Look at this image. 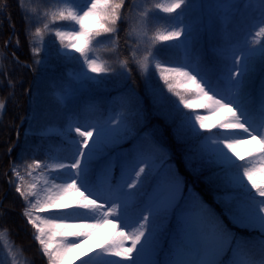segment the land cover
Here are the masks:
<instances>
[{
  "label": "snow or ice",
  "instance_id": "obj_1",
  "mask_svg": "<svg viewBox=\"0 0 264 264\" xmlns=\"http://www.w3.org/2000/svg\"><path fill=\"white\" fill-rule=\"evenodd\" d=\"M46 2L52 7L43 14V26L35 28L34 35L39 37L40 46H34L33 53L38 55L41 52V47L45 46L44 34L48 32L54 34L55 39L60 41L59 55L82 60L87 72L100 74L111 71L112 69L104 63L97 62L99 57L95 55L96 45L101 43L97 38L105 36L106 40H112L107 34L118 31L116 24L123 18L121 9L124 8L125 0H46ZM255 3L258 7H254L251 0L246 4L225 5L237 10L244 7L251 11L246 35L253 37L251 41L247 39L244 41L243 59L235 58L232 67L228 69L229 83L235 89L228 95L213 87L205 78L206 74L193 75L192 71L188 70L189 64L169 66L170 61L157 58L158 42L176 40L185 32L191 34L187 28L176 30L168 23V18L181 17L192 7V0H145L143 7L136 3L129 4L128 13L132 14L133 23L131 32L136 34L138 44H145L146 53L137 58L133 50V59L143 72H149L154 66L167 91L177 98L172 100L165 96L162 89L157 93L167 102L171 113H174V123L179 121L178 136L189 145L186 166L193 174H197L198 169L207 167L219 169L216 180L224 183L226 188L234 193L229 201V219L236 226L251 227L261 233L258 242L239 239L211 209L193 196L191 202L198 204L202 215L197 220L187 215L182 219L176 250L165 264H264V91L259 102H254L246 95L242 79L257 58L264 63V0H256ZM159 13L167 16H160ZM173 13L176 14L175 17L172 16ZM62 21L67 22V27L60 25L59 22ZM150 25L159 26L150 28ZM170 28L172 30H169ZM64 49L68 51H63ZM73 51L79 53V57L73 55ZM120 65L127 68V60L121 61ZM87 72H82L85 80L96 79L88 76ZM233 72L236 75L235 79L232 78ZM198 75L200 79H197ZM217 96L220 98L217 99ZM181 105L188 111L181 109ZM5 108V103L0 101V119ZM198 109H203L208 115H202ZM254 113L258 118H254ZM213 117L217 119L210 122ZM122 123L123 119L116 128L87 123L75 126L76 134L82 139L71 140L76 152L73 154V162L69 165L62 163L49 165L39 160L29 163L27 165L29 175L31 170L41 168L49 169V172L53 169H68L64 182L53 183L51 189H45L48 195L43 198L35 190L36 184L24 187L23 176H20L15 167L13 168V173L21 182L15 184V191L24 197L28 205L24 215L35 229L34 239L39 242L43 255L48 258V264H64L69 252L79 246L77 240L82 243L98 227L112 223L110 217L120 222L121 230L117 231L112 240L96 254L103 260V264H154L142 261L141 256L150 246L158 245L157 220L164 218L169 209L174 210L180 206L177 196L181 193L183 181L178 174L170 176L172 195L164 207L149 209L151 220L148 215L138 216L136 220L130 219L128 197L134 193L123 191L125 186L135 189L137 183H143L141 179V174L145 172L143 167L135 171V179H132L129 173L128 179L115 190L109 188L104 191L91 186L88 180V161L101 149L108 134H119ZM72 127L69 124L67 134L70 135ZM81 127L84 128L83 131ZM245 134L256 141V145L248 153L250 159L247 160L238 151V146L246 142L242 139ZM156 151L161 159L167 153L163 144H157ZM258 173L262 177L259 181L256 179ZM59 178L53 177L54 180ZM77 181L80 182L79 185ZM80 188H83L84 192H80L79 198L73 202H66L67 194L79 192ZM30 197L34 199H29ZM100 200H104V203H98ZM180 200H183L182 195ZM106 204L109 205L107 208ZM49 208L60 211L51 212L48 216L40 215ZM68 220H93L95 223H65ZM123 229L131 231L125 232ZM4 235V232H0V239H3ZM70 236L75 239L70 241L68 239ZM126 241H131L130 247H125ZM2 247L0 246V250ZM257 248L259 255L256 254ZM13 251V247L8 248L11 262L16 264L17 256ZM0 264H6V261L0 259ZM81 264H92V261L83 260Z\"/></svg>",
  "mask_w": 264,
  "mask_h": 264
},
{
  "label": "trees",
  "instance_id": "obj_2",
  "mask_svg": "<svg viewBox=\"0 0 264 264\" xmlns=\"http://www.w3.org/2000/svg\"><path fill=\"white\" fill-rule=\"evenodd\" d=\"M31 3L34 14L33 18L29 19L22 9L20 0H0V101L6 105L0 119V201L3 199L0 205V228L9 232L22 258L29 260L32 264H47L39 244L33 238L32 227L24 215L28 205L24 197L15 191V184L21 182L11 169L15 167L20 176H23L24 187L36 184L35 190L42 198V189L45 182L52 179L51 173L48 169L41 168L31 170L29 175L30 170L27 165L33 160L50 164L55 153L62 146L71 145V140L79 137L74 127L70 135L67 134L69 124L73 126V119L76 117H80L83 121L87 117H96L99 124L106 128H116L123 119L119 134H108L101 149L90 159L89 170L94 181L103 177L108 172L109 164L114 163L116 167L112 189L115 190L124 182L123 175L128 171V164H133L141 155L145 158L143 165L145 172L141 174L143 183H137V187L130 191L134 193L131 217L137 218L147 214L146 196L151 195L155 185L159 184L162 169L169 166L174 171L173 174H178L183 181L181 185L183 200L179 199L180 203L192 190L200 196L202 202L208 203L212 212L223 220V223L238 238L251 233L261 236L258 229L236 226L229 219L227 208L234 193L228 190L224 183L216 180L219 169L207 167L198 169L197 174H193L183 165V154L187 153L189 145L178 136L179 121L174 123V113H171L167 102L164 100L163 111L167 112L169 119L153 111L147 81H143V78H148L155 87L162 89L165 96L172 100L177 98L167 91L154 66L150 68V73L145 75L133 59V50L138 43L131 36L133 23L128 7L130 3L140 4L141 0H125L124 8L121 9L123 18L116 24L118 31L107 34L112 37L111 41L106 40L105 36L97 38L101 41L96 45L95 55L99 57L97 62L104 63L112 70L100 74L90 72L92 77H96L93 80V88L106 86L117 90L108 92L107 95L106 93L98 94L88 104L84 102L76 104L72 111L67 109L64 99L56 93L54 79L65 78V75L73 76L72 73H75L76 69L86 66L82 65V60L59 55L60 41L55 39L54 34L48 32L44 34L46 58L42 51L38 55L33 53L32 49L36 46L35 28L43 26V14L52 5L46 0H32ZM161 16H167V14L161 13ZM216 19L220 22L222 16L217 15ZM59 23L65 25L63 21ZM168 23H171L176 30L187 28L181 26L177 19L168 18ZM156 26L159 25H150V28ZM151 34L150 31L149 35ZM227 42L228 35L224 27L214 31L210 48L213 55V68L217 74L228 68L232 61L230 55L233 56V53L229 51ZM156 47L159 49L157 58L170 61L169 66L185 63L181 37L172 41L158 42ZM73 55L79 57V53L74 51ZM13 56L21 62L29 63L31 68L16 62ZM125 60L128 66L122 68L120 62ZM262 65L264 63L257 58L245 75L246 95L256 103L259 102L261 93L264 91V72L262 71L259 76H256L254 72ZM127 87H131L137 96L144 99L140 113L137 111L140 105L131 102L130 96L127 95ZM116 102L120 103L121 113L113 112V105ZM180 107L183 109L182 105ZM198 111L202 115H208L203 109ZM27 116L29 118L26 119ZM110 116L112 120L107 123L106 120ZM22 122L24 124L18 131ZM17 134L19 142L16 144ZM157 144H163L167 149L162 159L156 151ZM128 190L130 189H123L124 192ZM178 210L179 207L174 210L169 209L164 218L157 220L158 245L149 247L156 257L155 264H165L172 254V237L175 236L176 239L175 231L179 225ZM56 211L60 210L53 208L40 215ZM147 215L151 220L152 215ZM0 259H2L1 255Z\"/></svg>",
  "mask_w": 264,
  "mask_h": 264
},
{
  "label": "rangeland",
  "instance_id": "obj_3",
  "mask_svg": "<svg viewBox=\"0 0 264 264\" xmlns=\"http://www.w3.org/2000/svg\"><path fill=\"white\" fill-rule=\"evenodd\" d=\"M251 1H253L252 4L254 7H258V5H256V3H255L256 0H251ZM20 2H21V6H22L23 10L28 15V18L32 19L33 14H34L33 4L31 3L32 0H20ZM243 2H244V0H192V7L189 8L187 10V12L183 14V17L180 19L181 23H183V22L187 23L188 30H190V33H191L189 35L188 32H186V35L184 37V42H185V48H186V53H187V57H188V62L191 63L190 66H191V71H192L193 75H196L197 73H200L201 75L206 74L205 78L210 81V83L213 85V87H216L218 91L223 92L225 95L231 94L235 91V89H233L229 83V80H228L229 75L227 76V79L225 80L227 83V87L223 90L220 86H218L217 83H215V79H212L211 72L206 67L205 63L200 61V56L198 53L201 52V55L206 53L210 44L212 43V35L214 33V28H215L216 11L218 12V10H220L221 14L224 15L226 22H227V25H229V24L234 25L235 13H236L237 9L229 8V7H226L225 5L231 4V3L240 4ZM139 5L142 7L145 6L144 4H142V2ZM189 14H190V19L187 17ZM249 14H250V10H249ZM257 15H258V13H257ZM239 24L241 25V21L238 23V25ZM253 31H255V30H253ZM132 35H133L132 37L135 38V40L137 41L136 34L132 33ZM245 39L251 41L253 39V37L246 35L241 42L242 48H244ZM144 49H145V44H143V43H139L136 46L135 54H136L137 58H140V57H142V55L146 54ZM41 50L44 54V58H46L47 51L44 49H41ZM60 50H61V48H60ZM63 51H68V50L64 49ZM239 59H241V58H239ZM42 63H43V61H42ZM259 71H261V69H259ZM144 73H146V72H144ZM232 78L233 79L236 78L235 72L232 73ZM197 79H200L199 75L197 76ZM143 81H147V87H148L149 91L151 92L154 105H156L157 102L159 101L160 107L163 108L165 101L162 98H160L159 96H157V93L153 90L154 85L152 84V82L150 80H148V78H143ZM67 83L68 84L66 86L65 85H58V87L56 89H57L58 93L60 94V96H62L63 98H66L67 102L70 104L75 99L76 100L78 99L76 97H86L88 99V97H90L94 94L93 93L94 90L91 88L90 81L85 80L84 77H82V79H79L77 77H72V78L68 79ZM127 89L129 90L130 87H127ZM219 98L220 97L217 96V99H219ZM234 107H235V105H234ZM86 123L90 124V125L96 124L95 120H93V119L87 121ZM86 123H83V124L80 123L77 125L83 126ZM77 125H75V126H77ZM81 130L83 131L84 128L81 127ZM242 139H244L246 142L242 143L241 145L238 146V151H240L241 155H245L248 151L253 149V146L256 145V141L248 138L246 134L244 135V137H242ZM89 143H90V141H89ZM75 152H76V148L63 149L58 154L57 158L55 159V161L52 165L60 164V163L65 164V165L71 164L73 162V159H74L73 154ZM248 159H250V157ZM81 162L83 164L84 160L82 159ZM135 166H137V163L135 164ZM131 169H133V168H131ZM52 171H53L54 177L59 176L60 178L55 179L51 182H48L45 185L44 190H43V192H44L43 197L48 195V193L45 191V189H51L53 183L61 184L64 182V178L68 172V169L67 168L58 169V170L53 169ZM169 177H170V175H166L165 179L169 178ZM261 178H262L261 175L258 173L257 174V181H259ZM77 183L79 185L80 182L77 181ZM90 185L94 186L98 189L104 190V191H107L109 189V184L107 181H105V182L100 181L97 185H92V183H90ZM52 190L55 191V189H52ZM80 192H84V189L80 188L79 192L68 193L66 200H71L74 198L78 199ZM85 195H87V193H85ZM171 195H172V187H171L170 183H168L165 188L156 192L151 197V199H153L151 202L152 207H154L156 205V202L159 200V198H161L160 200H161V202H163L166 198L169 199L171 197ZM191 197H193V194H191L189 196L190 202H191ZM92 198H95V197H92ZM128 200H129V205H130L132 198L128 197ZM177 200H178V196H177ZM98 203L103 204L104 200H100V201H98ZM108 206L109 205H107V204L105 205L106 208ZM152 207L149 206V209ZM49 209H52V208H49ZM48 215L49 214L42 215V216H48ZM190 217L193 220L199 219L201 217V208H196L194 210V212L190 215ZM109 219L112 220V223L104 224V225L98 227L97 229H95L92 232L90 237L84 239L82 243H80V241L77 240V243L79 246L76 247L75 249H73L71 252H69L64 264H81V261H83V260H91L92 264H103V260L101 258L97 257L96 254L98 252H101L102 248L108 242H110L112 240V238L116 235L117 231L121 230V226H120L119 221L115 220L112 217H110ZM65 223H68V224H81V223L92 224V221L68 220ZM113 225H116V227L114 228ZM79 230H81V229H69V231H79ZM123 230L125 232L131 231V229H123ZM33 231L35 232L34 228H33ZM0 232L5 233L3 239H0V246H3L2 250H0V255H3L2 259H4L6 261V264H12L11 257H10L9 252H8L9 247H13V250H14L13 254H15L17 256L16 264H32L29 260L22 258L18 249L16 248V246H14L13 241L10 240V238L8 236L9 233L2 228H0ZM68 239L71 241V240L75 239V237L70 236V237H68ZM38 244H39V242H38ZM130 246H131V241H126L125 247H130ZM137 247H139V245ZM256 253H257V255H259V250L258 251L256 250ZM43 258L48 264V258L44 255H43ZM108 259H119V258L118 257H116V258L115 257H108ZM141 260L144 262H152V257H151V254L149 253L148 250H146L145 253L141 256Z\"/></svg>",
  "mask_w": 264,
  "mask_h": 264
}]
</instances>
